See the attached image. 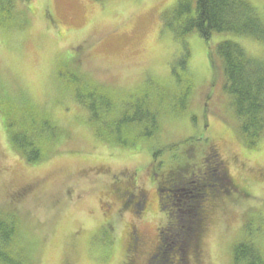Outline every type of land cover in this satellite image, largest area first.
Here are the masks:
<instances>
[{"label":"rangeland","instance_id":"374dc122","mask_svg":"<svg viewBox=\"0 0 264 264\" xmlns=\"http://www.w3.org/2000/svg\"><path fill=\"white\" fill-rule=\"evenodd\" d=\"M178 1L0 0V221L15 218L13 264H124L129 223L148 242L167 227L163 242L177 243L171 262L197 245L199 261L187 264H231L241 241L264 255V133L255 147L245 145L215 51L232 40L262 59L264 44L231 33L208 41L182 34ZM247 1L264 19V0ZM86 80L111 97L110 119L129 120L119 132L77 103ZM28 113L57 129L51 140L36 127L26 132L46 155L34 163L15 146L26 139L17 118ZM152 174L186 182L173 194L170 218L155 204ZM207 176L222 185L231 177L244 192L214 199L198 233L194 213ZM128 181L151 200L150 217L122 210L111 194ZM134 259L145 264L141 254Z\"/></svg>","mask_w":264,"mask_h":264},{"label":"trees","instance_id":"16d2710c","mask_svg":"<svg viewBox=\"0 0 264 264\" xmlns=\"http://www.w3.org/2000/svg\"><path fill=\"white\" fill-rule=\"evenodd\" d=\"M177 10L182 18L180 22L182 29L179 31L182 34H184L183 32L195 31L203 40L208 41L213 33H231L239 37H251L264 44V19L247 0H192V2L191 0H179ZM215 51L221 62L224 77L223 89L232 98L233 114L238 121L239 133L242 135L241 137L245 145L255 147L264 133V58L259 59L250 56L238 43L232 40L219 42L216 45ZM208 55L210 64L213 67V83L214 77L217 75V68H215L212 62V52L209 51ZM72 58L70 57V61ZM77 79L82 80L83 78H74V80ZM106 93L107 91L102 90L98 84H92L86 80L77 88L75 98L79 106H82L90 118L96 120L95 122L109 125L113 131L119 132L121 125H126L129 120L125 121L119 118L114 121V119L109 118L113 101ZM152 114L149 111L147 113L149 121L153 120V123H155L154 119L156 117L154 113ZM33 116L36 117L32 113H28L26 117L21 116L17 118V123L19 124L18 132H23L26 135V139H20L15 146L19 153L26 158L27 163L37 162L45 154L35 145L34 139L37 138L36 135L33 133L31 136H28L26 132L36 127L40 131H48L49 140H51L56 137L57 131V129L55 131L50 126L47 117H40L41 115L36 118L34 117L35 122ZM51 145H53V142ZM173 146L176 145L174 144ZM209 166L210 164L207 165V167ZM203 170L207 171V168H203ZM225 179L226 181L223 180V185L208 176L202 180L204 188L202 193L203 203L194 213L196 216L194 220L199 222L198 233L199 227H201L206 218V208L203 206L204 202L212 194L215 195L214 199L221 196V188L228 186V177H225ZM207 189L209 192L208 197ZM223 194L226 193L223 191ZM173 206V209L176 210L174 202ZM2 219H5L6 222L0 221V262L3 264H13L14 262H12L9 255L16 256L9 247L14 243L16 236L15 218L14 216L5 215ZM179 243L180 246L184 244L183 241H179ZM176 244L174 243L172 246L165 245L160 252H157V256L152 257L149 262L145 261V264H187L190 259L198 262L199 250L197 249V245L196 248L188 251L185 260L181 257L180 253H176L173 255L175 258L171 262V255ZM126 256L123 263L134 264V256L128 254L127 260ZM231 264H264V255L261 254L252 242L241 241L233 248Z\"/></svg>","mask_w":264,"mask_h":264},{"label":"flooded vegetation","instance_id":"af4514ba","mask_svg":"<svg viewBox=\"0 0 264 264\" xmlns=\"http://www.w3.org/2000/svg\"><path fill=\"white\" fill-rule=\"evenodd\" d=\"M211 151H212V154L210 156L213 158L216 157L219 159L218 163L214 162V166H216V165L218 166L221 174L227 175V171L225 169L224 163L219 158L218 153L215 151V149H212ZM176 179H179V180L175 181ZM180 179L181 178L179 176H178V178H175V179L170 178V176L167 179H159L156 177L155 174L151 175V186L154 187L153 193H154V197H155V204H156L159 211H161V210L164 211L166 209L167 216L170 215V211L172 214L175 213V211L173 209L174 208L173 202H172V199L174 197V195H173L174 192H179V191H181V189H184L183 186L186 182H185V180H180ZM120 185L121 186H119L117 188L113 187L111 189V194L115 197V199H117L121 203V209L126 210V212L130 211L134 215V217H137L139 219H141V218L144 219L146 217L147 218L150 217L151 200L148 199L147 194H145V192H140V191L138 193H133L134 186H133V183L130 181L123 183V184L121 183ZM162 185L167 186L166 188H168V191H169L168 194H165V196L163 198H161V196H162L161 186ZM227 185L228 186L226 188L225 187L221 188L222 189V190H220L221 194L223 193V191L227 195L244 192V190L241 189L233 181V179L231 177H228V184ZM206 192H208V189L206 190ZM208 194H209V192L207 193V197H208ZM214 196L215 195L212 194L210 196V198H208L204 202L203 206H205V208H206L205 209L206 210V216L211 211V209L214 207V205H213L214 204L213 203V200H214L213 197ZM161 200H166V204L164 205L163 202H161ZM168 218H170V217L168 216ZM128 227L130 230L127 232V242H126V246H125V255L128 256V254H132L135 256V255L141 254L142 258H145V261L149 262L150 259L152 257H155V254H157L154 252L162 250L163 247L165 246V243L163 242V239H162V234H163V232H165L167 227L162 226L158 229V232H157L158 234H156L154 242H150V241L148 242L147 238H145L143 235H141L140 233H137V232L135 233L133 230L134 229L133 225L131 223H129ZM146 245L149 246L148 249L144 248ZM127 256H126V260H127ZM196 261H197V259H196Z\"/></svg>","mask_w":264,"mask_h":264}]
</instances>
